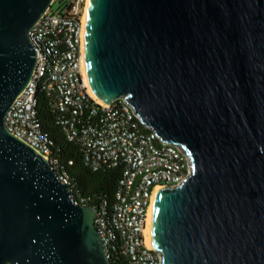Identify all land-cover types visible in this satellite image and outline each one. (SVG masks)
Wrapping results in <instances>:
<instances>
[{
    "label": "water",
    "instance_id": "1",
    "mask_svg": "<svg viewBox=\"0 0 264 264\" xmlns=\"http://www.w3.org/2000/svg\"><path fill=\"white\" fill-rule=\"evenodd\" d=\"M51 2L0 0V264H110L94 205L5 128ZM84 66L99 100L126 98L190 159L154 203L162 264H264V0H90Z\"/></svg>",
    "mask_w": 264,
    "mask_h": 264
},
{
    "label": "built area",
    "instance_id": "2",
    "mask_svg": "<svg viewBox=\"0 0 264 264\" xmlns=\"http://www.w3.org/2000/svg\"><path fill=\"white\" fill-rule=\"evenodd\" d=\"M87 3L52 0L30 29L37 60L5 115V128L40 153L70 186L71 198L84 204L51 151V136L39 115L45 98L65 139L79 147L87 166L94 171L121 168L113 199L94 205V225L110 264H162V254L146 238L149 207L157 186H176L191 174L190 159L145 126L126 98L106 104L92 96L84 66Z\"/></svg>",
    "mask_w": 264,
    "mask_h": 264
},
{
    "label": "trees",
    "instance_id": "3",
    "mask_svg": "<svg viewBox=\"0 0 264 264\" xmlns=\"http://www.w3.org/2000/svg\"><path fill=\"white\" fill-rule=\"evenodd\" d=\"M39 115L43 129L50 133L51 151L58 159L57 166L65 172L85 205H96L102 199L112 200L121 177V168L105 166L94 171L85 164L79 147L68 142L58 124L56 115L51 113L46 99L40 100ZM73 159V164L68 161Z\"/></svg>",
    "mask_w": 264,
    "mask_h": 264
},
{
    "label": "bare ground",
    "instance_id": "4",
    "mask_svg": "<svg viewBox=\"0 0 264 264\" xmlns=\"http://www.w3.org/2000/svg\"><path fill=\"white\" fill-rule=\"evenodd\" d=\"M89 3H90V0H88V3H87V9H86V12H85V17H84V26L86 25V18L88 16V10H89ZM90 92L92 94V96L99 102V103H104L102 102L101 100H99L97 98V96L92 92V90L90 89ZM163 188L161 186H157L154 190V193H153V197H152V202H151V205L149 207V213H148V219H147V227H146V238H147V241L148 243L150 244V241H149V226H150V222H151V217H152V212H153V207H154V203H155V200H156V196H157V193L159 191H161Z\"/></svg>",
    "mask_w": 264,
    "mask_h": 264
},
{
    "label": "rangeland",
    "instance_id": "5",
    "mask_svg": "<svg viewBox=\"0 0 264 264\" xmlns=\"http://www.w3.org/2000/svg\"><path fill=\"white\" fill-rule=\"evenodd\" d=\"M57 7V4H55L54 6H53V8H56Z\"/></svg>",
    "mask_w": 264,
    "mask_h": 264
}]
</instances>
